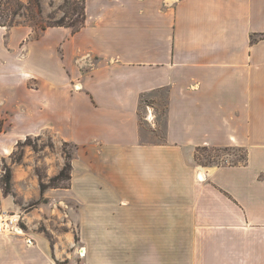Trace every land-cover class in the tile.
I'll list each match as a JSON object with an SVG mask.
<instances>
[{"label":"crops","instance_id":"crops-1","mask_svg":"<svg viewBox=\"0 0 264 264\" xmlns=\"http://www.w3.org/2000/svg\"><path fill=\"white\" fill-rule=\"evenodd\" d=\"M84 13L74 34L0 27V156L45 132L74 144L79 228L71 253L0 235V264H264V0H84ZM163 99V124L141 125ZM210 147L244 162L199 163Z\"/></svg>","mask_w":264,"mask_h":264},{"label":"rangeland","instance_id":"rangeland-1","mask_svg":"<svg viewBox=\"0 0 264 264\" xmlns=\"http://www.w3.org/2000/svg\"><path fill=\"white\" fill-rule=\"evenodd\" d=\"M34 1L39 3L40 12H37ZM83 7L84 0H2L0 21L13 27L31 28L33 33L29 38L34 39L40 35L41 28H51L48 26L59 21L68 26L64 28L70 31L72 28L81 27L85 24ZM153 107L155 110H150L152 117L147 120V107L144 104L141 106V125L145 124V120L147 124H163L165 100ZM20 113L24 115L26 111L21 109ZM3 128L6 125L0 119V131ZM149 129L145 130V135L153 131ZM154 133L156 137L162 138L163 130L157 128ZM18 142H23V145L15 144L9 156H0V190L14 202L13 208L0 210V215H17L27 235L39 234L52 246L58 243L59 247L65 249V253H71L78 248L72 245L79 232L76 220L77 204L70 191V180L66 178V173L57 181L50 182V179L64 166L66 154L70 156V162L76 157V146L58 142L50 132L25 137ZM196 158L203 165H223L243 163L245 156L243 150L237 147H210L199 149ZM6 170H10L12 176L9 191L5 190L3 183ZM40 183L46 185L42 193ZM83 251L85 255V250ZM78 256L83 257L79 254Z\"/></svg>","mask_w":264,"mask_h":264},{"label":"trees","instance_id":"trees-1","mask_svg":"<svg viewBox=\"0 0 264 264\" xmlns=\"http://www.w3.org/2000/svg\"><path fill=\"white\" fill-rule=\"evenodd\" d=\"M12 1V0H7ZM0 4L2 5V0L0 1ZM34 6L36 7L37 12H40V6L39 3L37 1H34ZM83 11H84V7H83ZM84 25H82L81 27H77V28H72L71 32L74 34L76 32H78ZM0 27H6V28H12L13 25L9 26L8 24H6L4 21H0ZM48 27H68L66 25H64L63 23L56 22L53 25H49ZM46 28H41V30H45ZM252 41H255L256 39H252ZM17 145H23V142H18ZM66 157V162L64 164V166L62 167V169L59 171V173L53 177L52 179H50V182H54L59 180L60 178H62V176L66 173V178L68 180H70L71 178V170H72V166H71V162H70V156L68 154L65 155ZM11 180H12V176H11V171L10 170H6L3 176V183L5 186V190L9 191L10 186H11ZM46 188V185L43 183H40V192L42 193L44 191V189Z\"/></svg>","mask_w":264,"mask_h":264},{"label":"built area","instance_id":"built-area-1","mask_svg":"<svg viewBox=\"0 0 264 264\" xmlns=\"http://www.w3.org/2000/svg\"><path fill=\"white\" fill-rule=\"evenodd\" d=\"M151 109L149 107L147 108L148 115L146 116V119L148 120L150 117H152ZM11 234H19L22 235V237H25L26 243L28 245H32L34 243L33 238L29 237L24 230V228L19 223V217L17 215L12 216H5L0 215V235H11ZM84 248H80L79 255H84Z\"/></svg>","mask_w":264,"mask_h":264},{"label":"bare ground","instance_id":"bare-ground-1","mask_svg":"<svg viewBox=\"0 0 264 264\" xmlns=\"http://www.w3.org/2000/svg\"><path fill=\"white\" fill-rule=\"evenodd\" d=\"M79 252H80V250H79Z\"/></svg>","mask_w":264,"mask_h":264}]
</instances>
